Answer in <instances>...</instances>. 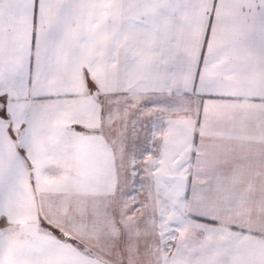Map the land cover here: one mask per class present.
<instances>
[{
	"label": "crops",
	"instance_id": "0c3cea01",
	"mask_svg": "<svg viewBox=\"0 0 264 264\" xmlns=\"http://www.w3.org/2000/svg\"><path fill=\"white\" fill-rule=\"evenodd\" d=\"M168 187L262 232L264 0H0V264H139Z\"/></svg>",
	"mask_w": 264,
	"mask_h": 264
},
{
	"label": "rangeland",
	"instance_id": "374dc122",
	"mask_svg": "<svg viewBox=\"0 0 264 264\" xmlns=\"http://www.w3.org/2000/svg\"><path fill=\"white\" fill-rule=\"evenodd\" d=\"M262 188L264 190V187ZM170 189L171 187H168V195L165 196L167 200L162 202L163 205L161 204L160 216H154L153 211L150 209L152 205H157L154 202L148 206L142 203L139 207L140 212L150 210L151 214H153L149 219L151 227L160 226L161 230L165 231V249H163V246L161 247L162 244L155 243V235L152 234V243H150L152 249L142 248L137 245L138 248L131 251L132 254H134V263L138 261L137 263L139 264H175V259H185V261L188 260L187 263L189 264V259L187 258H191L192 245L199 244V246L195 245V248H200L198 255L195 254V257H224L228 259L234 254L240 253L241 256L244 255L248 260L257 259V261H255L256 264H264V214L261 217L254 216V218H250L251 221H256V223L260 222L257 228L261 229L262 232L258 234L231 233L230 235H223L217 232V230L216 232L211 231V233L208 231V233L206 230L208 224L194 220L191 213L189 198L186 201H182V199L179 200V195H175L174 193L169 194ZM224 204L226 208L228 202ZM256 204L257 203L253 202V206ZM210 205L211 204L205 203L202 209L206 210ZM209 209L212 210V207ZM135 220V227L143 226V218H135ZM197 227H199L198 230ZM247 228H251V226L249 225ZM208 241L212 243V246H210L208 250L201 249L204 248V245ZM243 241H245L246 244L245 249L240 248L237 250L238 247L235 248L236 250L226 248L229 243L232 244L233 247V245H237L239 242ZM82 252L88 254V252ZM101 262L102 264H109L105 263L103 260ZM252 263L254 262L252 261Z\"/></svg>",
	"mask_w": 264,
	"mask_h": 264
}]
</instances>
